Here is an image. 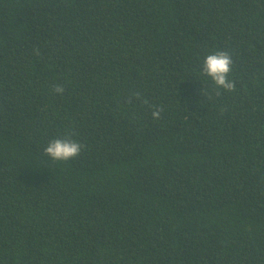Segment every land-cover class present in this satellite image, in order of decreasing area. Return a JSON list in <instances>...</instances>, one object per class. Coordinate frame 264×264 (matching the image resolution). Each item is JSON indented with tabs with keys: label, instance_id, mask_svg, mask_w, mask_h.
<instances>
[{
	"label": "trees",
	"instance_id": "16d2710c",
	"mask_svg": "<svg viewBox=\"0 0 264 264\" xmlns=\"http://www.w3.org/2000/svg\"><path fill=\"white\" fill-rule=\"evenodd\" d=\"M0 264H264V0H0Z\"/></svg>",
	"mask_w": 264,
	"mask_h": 264
},
{
	"label": "clouds",
	"instance_id": "9594fccd",
	"mask_svg": "<svg viewBox=\"0 0 264 264\" xmlns=\"http://www.w3.org/2000/svg\"><path fill=\"white\" fill-rule=\"evenodd\" d=\"M234 60L232 54L226 49H217L205 55L202 61V73L208 77L215 89H223L226 92L235 90V80L229 79V73L232 71ZM64 87L55 85L53 91L63 94ZM217 94L219 92L217 91ZM163 112V108L159 106L153 107L151 115L154 119H158ZM82 144L66 134L63 137L51 139L44 148V153L55 161H68L73 157L80 155Z\"/></svg>",
	"mask_w": 264,
	"mask_h": 264
}]
</instances>
